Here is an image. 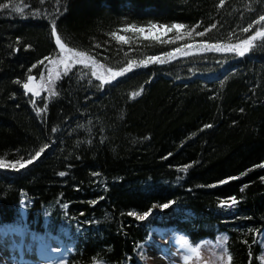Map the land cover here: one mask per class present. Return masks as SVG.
<instances>
[{"label":"trees","instance_id":"16d2710c","mask_svg":"<svg viewBox=\"0 0 264 264\" xmlns=\"http://www.w3.org/2000/svg\"><path fill=\"white\" fill-rule=\"evenodd\" d=\"M4 4L0 230L36 239L53 264H144L146 244L161 232L195 246L224 235L225 264H264V37L242 43L264 29V0ZM53 22L67 48L93 59L34 96L23 84L49 77ZM176 23L186 27L164 43L124 30ZM205 44L249 50L202 51ZM175 48L188 55H163ZM150 56L166 62L141 66Z\"/></svg>","mask_w":264,"mask_h":264},{"label":"rangeland","instance_id":"374dc122","mask_svg":"<svg viewBox=\"0 0 264 264\" xmlns=\"http://www.w3.org/2000/svg\"><path fill=\"white\" fill-rule=\"evenodd\" d=\"M135 28L138 29V27ZM144 28L146 32L155 31L151 29V26ZM161 30L163 31L162 26ZM70 55L71 53L67 50L62 52L58 46V53L46 65L49 77H46L44 80L43 75L39 79L28 80L27 83L39 93L43 88L51 90L53 81L57 78V73L61 74L65 72V61L69 65L74 64L73 60H67V57ZM87 57L89 56L87 55ZM87 57L84 59L89 60ZM31 94L36 96L34 92ZM25 236L26 238L17 231L0 230V264H53L55 257L53 251L45 250V252H42L43 250L41 249V251L38 247L39 241L29 235ZM152 238V241L145 246L146 258L144 264L226 263L223 246H219L218 244L224 241V235L218 236L216 243L202 241L196 246L189 244L184 237L168 232L155 233ZM193 248L198 249V253L193 252Z\"/></svg>","mask_w":264,"mask_h":264},{"label":"snow or ice","instance_id":"6c2138e0","mask_svg":"<svg viewBox=\"0 0 264 264\" xmlns=\"http://www.w3.org/2000/svg\"><path fill=\"white\" fill-rule=\"evenodd\" d=\"M223 3V0H221V4ZM0 7H3V8H7L8 5L7 4H4V5H0ZM260 20L261 21H264V16H261L260 17ZM186 26L183 25V24H179V23H176V24H173L171 27H169L168 25H164L162 26L163 28V31L161 30V26L159 25H151V29H154L155 31H150V32H146V29L144 27H140L138 29L135 28V26H129L127 29H124L125 31H128V30H133V31H138L140 34H142L144 36V39H152V40H155V41H160L162 43L164 42H167V41H162L161 40V37L163 35H166L167 33L169 32H172L173 29L175 30H182L184 29ZM213 27H215V25H213ZM252 27V25H249L248 28H245L244 31L245 32H248L249 29ZM52 34L55 36V43L59 46V49L63 52L64 50H67L69 53H71V55L69 57H67V60H73L74 61V64H80V65H84L85 67H87L88 65L86 64L85 62V57H87V53L86 52H77L75 49H68L67 46L61 41L60 39V36L56 34V27H55V23L53 22L52 24ZM204 32H199L197 33V35L199 36H204ZM112 35L114 37H116L118 40L120 41H124L125 43H127V37L125 36H119L116 32H113ZM186 35H191V32H188L186 33ZM257 37H264V29H261L259 31H257L252 37H250L248 40H244L242 43L244 45H250V41H253L255 40ZM174 42V41H172ZM185 48H192L194 47V45H184ZM202 51H206V50H216V51H233V52H236L239 56H244L246 54V52L249 50L248 47H244L242 50H241V47L240 45H236V46H232V45H227V46H221L219 44H205L202 48H201ZM176 53H181L183 55H188V52H181V48H175L173 49L172 51H169V52H166L164 53L163 55L164 56H167L169 58L173 57ZM88 59H93L91 57H87ZM47 59V57L45 58ZM148 61H152V62H159L161 64L165 63L166 61L163 60L160 56H150L147 58V60H142L140 61V65L141 66H146ZM40 63H43V61H41ZM134 63V62H133ZM73 65H69L66 61H65V74H67L68 71L71 70V67ZM132 66L133 64L132 63H129L128 66L126 68H122L120 71L118 72H114L113 73V79H115L116 77L118 76H121L123 75L124 73L128 72V71H131L132 70ZM33 67H35V65H33ZM109 71H112L111 69H109ZM95 73H93L94 75ZM59 73H57V77H59ZM29 81L33 80L34 77H31L29 76L27 78ZM23 88L26 90L27 93H33L36 95V96H39L40 93L38 91H35L32 87H30V84L29 83H25L23 84ZM140 93H133V96H138ZM206 127H211V125H206ZM47 147V146H45ZM45 151V148H40L39 151H37L35 153V155L26 160L24 163H19V168H24L26 167L27 165H30L34 162L35 159L39 158L41 156V154ZM6 165L3 161H0V168H4ZM11 167L13 169H15L17 167V165L14 163L11 165ZM61 176H64L65 173L64 172H61L60 173ZM231 203H236L235 201V198H232L231 199ZM222 204L224 206H230L229 203L227 201H224L222 202ZM170 205L169 204H164L163 207L164 208H168ZM129 215H132V216H137L138 214L135 213V212H131L129 213ZM149 215V212H145L143 215H139L138 218L140 220H144L147 216ZM225 240L227 239L226 237L224 238ZM193 252H197L198 253V249L196 248H193L192 249ZM228 261H231L232 257L229 255L227 257Z\"/></svg>","mask_w":264,"mask_h":264},{"label":"water","instance_id":"95a60500","mask_svg":"<svg viewBox=\"0 0 264 264\" xmlns=\"http://www.w3.org/2000/svg\"><path fill=\"white\" fill-rule=\"evenodd\" d=\"M54 40H55V37H54Z\"/></svg>","mask_w":264,"mask_h":264}]
</instances>
